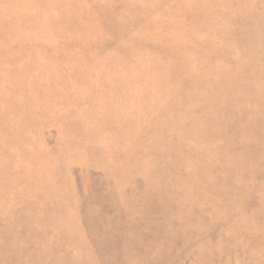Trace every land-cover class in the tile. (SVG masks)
<instances>
[{
	"label": "rangeland",
	"instance_id": "obj_1",
	"mask_svg": "<svg viewBox=\"0 0 264 264\" xmlns=\"http://www.w3.org/2000/svg\"><path fill=\"white\" fill-rule=\"evenodd\" d=\"M0 264H264V0H0Z\"/></svg>",
	"mask_w": 264,
	"mask_h": 264
}]
</instances>
